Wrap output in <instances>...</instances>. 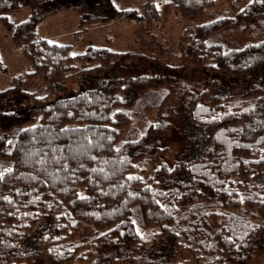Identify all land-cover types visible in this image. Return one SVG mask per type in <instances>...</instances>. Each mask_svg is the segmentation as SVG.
Listing matches in <instances>:
<instances>
[{"label":"trees","instance_id":"1","mask_svg":"<svg viewBox=\"0 0 264 264\" xmlns=\"http://www.w3.org/2000/svg\"><path fill=\"white\" fill-rule=\"evenodd\" d=\"M212 3L164 8L190 16ZM22 6L30 16L9 21ZM65 7L88 10L80 25L139 17L110 0H0V22L33 65L0 90V264H74L88 242L90 264H184L185 251L206 264L264 259V38L220 43L237 31L263 35L264 0L180 34L193 85L175 75L183 65L119 76L130 51L71 53L35 38L37 22ZM84 72L97 74L94 86L64 97L24 89ZM170 128L180 138L172 166L159 160Z\"/></svg>","mask_w":264,"mask_h":264},{"label":"rangeland","instance_id":"2","mask_svg":"<svg viewBox=\"0 0 264 264\" xmlns=\"http://www.w3.org/2000/svg\"><path fill=\"white\" fill-rule=\"evenodd\" d=\"M116 8H133L139 15L136 19L91 20L80 25V15L88 12L87 9L78 11L71 7H65L49 13L37 22L35 26V38H45L50 42L68 44L71 53H81L88 45L106 46L117 51H130L123 64V68L116 70L117 75H139L164 72V66H179L180 70L175 72L191 84L198 80V72L192 68V64H186L185 58L180 55L178 39L180 34L193 24L207 22L221 16H233L239 9L244 7L250 0H213L211 5L204 8L197 15L183 16L174 7L164 8L167 0H110ZM150 4L148 5L147 3ZM91 12H94L93 10ZM31 14V8L22 6L6 13L7 19L16 23L27 19ZM261 34V33H260ZM235 32V37L222 39L220 43L223 49L232 45L245 42H256L264 38V34ZM92 65L89 61H76L77 69ZM33 68L32 63L25 57L22 47L11 39V33L6 30L0 22V90L10 86L13 77L29 71ZM190 71V73H189ZM97 75V74H96ZM96 75L83 73V76L73 75L62 78L55 83L53 89L47 87L46 82L34 78L26 86L25 90L34 92L39 96L59 98L71 93H78L89 89L95 84ZM207 79H208V74ZM200 79V78H199ZM195 80V81H193ZM193 85V84H192ZM0 110H3L1 107ZM152 113H149L148 118ZM143 130L142 123L135 124ZM172 140L168 143V150L160 153V159L173 165L175 151L180 147L179 133L171 131ZM153 163L155 159H151ZM158 159L154 163L158 164ZM150 171V170H149ZM149 171L145 172L147 176ZM149 177V176H148ZM147 177V178H148ZM93 242H88L82 248L83 256L74 264H90L95 255ZM184 264H206L204 260L197 262L194 256L185 251L183 255ZM182 261V262H183ZM22 263V262H21ZM251 264H264L261 255H255Z\"/></svg>","mask_w":264,"mask_h":264},{"label":"snow or ice","instance_id":"3","mask_svg":"<svg viewBox=\"0 0 264 264\" xmlns=\"http://www.w3.org/2000/svg\"><path fill=\"white\" fill-rule=\"evenodd\" d=\"M3 175V173H0V176H2Z\"/></svg>","mask_w":264,"mask_h":264}]
</instances>
